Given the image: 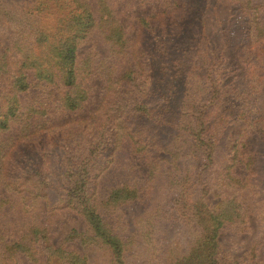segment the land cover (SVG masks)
<instances>
[{"label":"trees","instance_id":"1","mask_svg":"<svg viewBox=\"0 0 264 264\" xmlns=\"http://www.w3.org/2000/svg\"><path fill=\"white\" fill-rule=\"evenodd\" d=\"M100 4L103 15L97 19L89 0H44L38 11L50 7L55 11L53 27L31 29L28 42L13 37V33L5 37L0 31V128H8L11 119L22 112L19 93L33 85L29 69L34 70L39 84L63 91V109L83 108L91 96L96 69H83L78 63V46L92 29L101 28L115 55L125 56L131 51L137 64L116 78L108 77L98 107L88 120L79 121L85 126L60 138L55 171L62 198L57 202L83 215L92 232L72 229L68 238L80 237L82 242L106 247L113 264H135L131 259L137 253L131 252L132 242L114 231L96 203L97 175L107 166L112 149L128 138L136 152L146 156L149 191L143 193L141 187L125 184L113 189L103 206L118 220L126 221L125 209H131L137 218L145 217V234L153 236L150 242L155 246L138 254L140 263L246 264L219 239L228 226L246 222L244 203L234 195L216 204L206 197L215 188L243 184L256 193L261 186L264 117L253 95L264 86L263 0L243 3L253 9L243 21L241 64L248 69L247 88L239 83L240 74L225 53L223 38H232L235 31L219 23L221 36L209 32L208 9L221 22L214 0H163L161 10L138 17L136 39L128 37L127 26L115 16L108 0ZM0 10L2 14L5 11L2 3ZM109 64L105 68L114 70V63ZM253 80L257 83L254 86ZM236 122L240 127L235 138L226 133ZM224 146L229 158L221 161ZM162 150L168 156L160 154ZM22 162L29 168L31 158ZM238 163L247 170L244 180L234 170ZM33 173H39V168ZM162 178L170 187L180 188L176 201L180 217L200 229L195 244L184 252L179 251L176 238L167 246H159L160 240L155 238L161 209L159 203H152ZM46 184L43 193L51 196V190H56L54 181L49 179ZM32 234L31 242H46L50 257L66 264H89L85 254L49 243L44 228L34 226ZM15 244V251L24 248L20 242ZM251 264H264V259L256 257Z\"/></svg>","mask_w":264,"mask_h":264},{"label":"rangeland","instance_id":"2","mask_svg":"<svg viewBox=\"0 0 264 264\" xmlns=\"http://www.w3.org/2000/svg\"><path fill=\"white\" fill-rule=\"evenodd\" d=\"M42 1L44 0H0L5 7L3 14L0 10V31L5 37H20L22 42H28L31 29L53 27L56 22L55 11L50 9L51 7L38 11L39 3ZM241 1L245 3V0ZM241 1L214 0L221 22L215 19L214 12H210L209 9L206 21L210 26L209 32L213 31L215 35L221 36L219 23L235 31L232 38L223 35V40L227 44L225 53L229 64L240 74L239 83L247 88L248 69L241 64V55L244 53L243 21L252 14L253 9L245 7ZM89 2L94 16L99 19L103 15L100 8L101 0H89ZM108 3L115 16L127 26L128 37L134 39L139 35L138 17L163 8V0H108ZM23 30L26 34L19 35ZM104 35V30L95 27L78 46V63H82L83 69L88 66L96 69L91 81L92 93L83 108L74 111L63 109L60 100L63 91L55 86L39 84L34 70L29 69V80L33 85L19 93L22 112L11 119L8 128H0V263L2 264H66L56 256H49L46 242L37 244L31 242L34 226L45 229L47 239L53 246H62L67 251H79L78 253L85 254L89 264H113L106 247L82 242L80 237L73 240L68 238L72 229L89 234L92 232L83 215L73 209L59 206L57 199L62 198L61 186L60 178L55 171L57 153L61 145L60 138L68 135L70 130L74 131L77 127L85 126V122L79 121L88 120L98 107L106 92L108 77L116 78L137 64L131 51L125 56L115 55L112 43ZM34 47L36 50V46ZM107 63H110L109 65L114 63L112 66L114 70L105 68L104 65ZM256 84L253 80V86ZM253 96L256 107L264 117V86ZM239 125L240 123L236 122L229 126L226 134L235 135L236 138ZM134 146V143L126 138L112 149L113 154L107 166L97 175L96 203L98 210L110 222L114 231L132 242L131 252L136 250L137 256L131 260H134L135 264H141L142 257L138 254L155 246L150 242L153 236L145 234V217L137 218L131 213V209H125L123 213L126 221L120 218L118 220L103 206V201L107 199L109 193L125 184L141 187L143 193L149 191L147 159L145 155L138 154ZM261 150L262 180L258 192H253L247 185L237 184L235 187H224L222 190L215 188L206 197L209 203L216 204L223 198L234 195L244 203L248 212L246 222L228 226L221 231L219 239L226 249L232 251L236 259L246 264L255 262L256 257L259 260L264 259V144ZM227 151L229 150L224 146L219 154L221 161L229 158L228 153L225 155ZM160 154L164 155V150ZM168 154L166 152L165 155ZM29 158H31V162H27L29 168H25L22 161L24 159L29 161ZM165 166L168 164L166 163ZM37 168L39 173L34 174L33 170ZM234 170L241 179L246 178L247 170L243 163H238ZM49 179L54 181L53 186L56 189L51 190V196L43 193ZM168 184L162 178L154 189L155 200L152 206L159 203L161 209L155 238L160 240L159 246L172 245L176 238L177 245H180L179 251L184 252L195 244L200 229L195 223L187 224L184 218L180 217L176 207L180 188H172L171 184ZM25 194H28L29 198H25ZM50 203L54 205L50 207ZM19 242L24 248L15 251L12 246Z\"/></svg>","mask_w":264,"mask_h":264}]
</instances>
